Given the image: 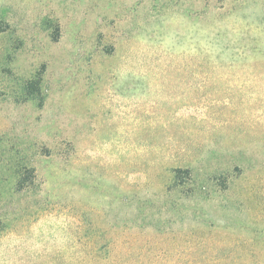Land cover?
Wrapping results in <instances>:
<instances>
[{
	"label": "rangeland",
	"instance_id": "374dc122",
	"mask_svg": "<svg viewBox=\"0 0 264 264\" xmlns=\"http://www.w3.org/2000/svg\"><path fill=\"white\" fill-rule=\"evenodd\" d=\"M0 264H264V0H0Z\"/></svg>",
	"mask_w": 264,
	"mask_h": 264
},
{
	"label": "trees",
	"instance_id": "16d2710c",
	"mask_svg": "<svg viewBox=\"0 0 264 264\" xmlns=\"http://www.w3.org/2000/svg\"><path fill=\"white\" fill-rule=\"evenodd\" d=\"M24 174H22L21 179H20V182H22V183L25 181V175Z\"/></svg>",
	"mask_w": 264,
	"mask_h": 264
}]
</instances>
